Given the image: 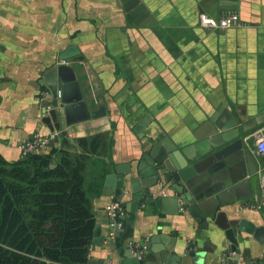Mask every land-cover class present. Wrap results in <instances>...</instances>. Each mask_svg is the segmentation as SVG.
<instances>
[{
    "label": "crops",
    "instance_id": "obj_1",
    "mask_svg": "<svg viewBox=\"0 0 264 264\" xmlns=\"http://www.w3.org/2000/svg\"><path fill=\"white\" fill-rule=\"evenodd\" d=\"M130 1L0 0V153L8 161L20 160L19 147L36 134H52L42 123L40 81L71 48L84 57L68 61L85 99L91 110L105 115L73 126L68 137L110 133V172L127 167L153 135L179 144L180 136L199 128L221 105L236 117L238 108L252 117L264 113V0H140L152 17L147 21ZM228 12L237 13L239 27L200 25L201 13L218 19ZM56 133L59 140L50 149L60 145L61 132ZM253 141L248 139L247 146L264 167ZM88 170L96 225L101 224L106 239L110 228L102 220L114 197L103 195L105 179L98 194L91 189L92 168ZM253 194L222 207L219 226L209 218V229L187 210L178 215L141 210L131 241L140 244L142 236L161 235V247H174L175 264H228L217 247L221 227L245 222L264 237V208L251 207L260 196L259 186ZM129 243L122 240L117 250L107 240L104 246L92 241L89 261L124 264L131 255L120 254ZM251 255L250 261L240 260L255 262L256 251Z\"/></svg>",
    "mask_w": 264,
    "mask_h": 264
},
{
    "label": "water",
    "instance_id": "obj_2",
    "mask_svg": "<svg viewBox=\"0 0 264 264\" xmlns=\"http://www.w3.org/2000/svg\"><path fill=\"white\" fill-rule=\"evenodd\" d=\"M129 4L143 20L152 18L140 0H131ZM61 59L78 62L84 57L71 48ZM40 85L45 103L42 123L51 133L61 132V138L68 136L73 126L105 115L91 110L71 66L61 64L51 68ZM238 112L236 117L221 105L199 128L180 136L179 144L169 137L154 135L143 141L139 154L127 167L118 166L105 178L103 195L113 196V202L120 203L125 214L115 219L107 214L102 220L110 228L107 238H101V224L96 225L94 244L104 246L107 240L109 247L114 243L119 250L122 240L132 242L141 210L156 209L162 214L178 215L182 208L209 229V218L219 226L216 220L222 207L256 196L253 191L258 190L260 165L253 159L244 135L264 124V113L252 117L241 108ZM221 228L217 247L228 264H239L242 257L252 260V251L258 255L255 263L264 264V237H259L255 229L245 222ZM160 241L161 235L142 236L135 253L128 244L123 246L120 256L130 253L124 264H175L174 247H161ZM191 257L199 263L195 253ZM88 264L95 263L91 260Z\"/></svg>",
    "mask_w": 264,
    "mask_h": 264
},
{
    "label": "trees",
    "instance_id": "obj_3",
    "mask_svg": "<svg viewBox=\"0 0 264 264\" xmlns=\"http://www.w3.org/2000/svg\"><path fill=\"white\" fill-rule=\"evenodd\" d=\"M108 132L71 139L26 160L0 153V264H88L98 194L112 167Z\"/></svg>",
    "mask_w": 264,
    "mask_h": 264
},
{
    "label": "built area",
    "instance_id": "obj_4",
    "mask_svg": "<svg viewBox=\"0 0 264 264\" xmlns=\"http://www.w3.org/2000/svg\"><path fill=\"white\" fill-rule=\"evenodd\" d=\"M199 22L200 25L206 29H219V30H226L232 27H239L241 25L240 18L236 12H228L218 19H215L206 13H201L199 15ZM62 64L70 66L71 62L68 60H63ZM42 99H43V94L39 100ZM254 138L256 140L255 147L257 152L260 155L264 156V127L254 134ZM248 139L249 137L246 138V141ZM58 140H59V135L57 133H52L50 135L36 134L27 143L21 145L19 147V151L22 153V156H27L28 154L34 152L46 153L50 150V147ZM258 173H259L260 196L257 198L255 202L251 204V207L255 209H263L264 208V167H261ZM181 211H183L182 208ZM108 214L111 219H115L117 217L124 215L125 212L123 211L120 203L114 202L108 207ZM129 245L134 253L136 252L137 249H139L138 243L130 242ZM239 264H256V263L255 262L247 263L240 260Z\"/></svg>",
    "mask_w": 264,
    "mask_h": 264
},
{
    "label": "flooded vegetation",
    "instance_id": "obj_5",
    "mask_svg": "<svg viewBox=\"0 0 264 264\" xmlns=\"http://www.w3.org/2000/svg\"><path fill=\"white\" fill-rule=\"evenodd\" d=\"M254 137L253 136H251V137H249V140H251V139H253ZM252 143H255L254 141L252 142ZM249 144V143H248Z\"/></svg>",
    "mask_w": 264,
    "mask_h": 264
}]
</instances>
